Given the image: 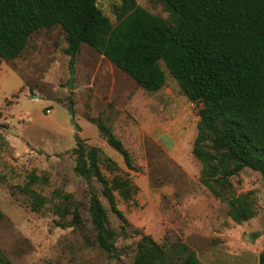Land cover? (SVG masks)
<instances>
[{
	"label": "rangeland",
	"instance_id": "rangeland-1",
	"mask_svg": "<svg viewBox=\"0 0 264 264\" xmlns=\"http://www.w3.org/2000/svg\"><path fill=\"white\" fill-rule=\"evenodd\" d=\"M174 26L177 14L162 0H136ZM124 0H98L112 25ZM74 63L73 88L69 89ZM165 84L156 91L140 86L93 47L69 51L60 25L40 28L21 54L0 65V249L13 264H134L143 235L163 245L168 259L180 261L178 243L205 264H259L264 251V177L245 167L229 177L224 194L246 196L254 216L236 222L227 200L201 182L202 163L194 155L198 110L163 61ZM74 107L76 130L71 122ZM98 123L122 141L129 167L99 131ZM100 147L116 169L102 173L128 179L131 194L115 190L125 221L110 209L93 178L114 232L112 252L101 248L89 215L86 180L76 170L78 139ZM212 150L211 136L205 139ZM77 208L78 219L73 211Z\"/></svg>",
	"mask_w": 264,
	"mask_h": 264
},
{
	"label": "trees",
	"instance_id": "trees-1",
	"mask_svg": "<svg viewBox=\"0 0 264 264\" xmlns=\"http://www.w3.org/2000/svg\"><path fill=\"white\" fill-rule=\"evenodd\" d=\"M162 1L178 16L174 26L136 0H124L116 25L102 13L98 0H0V65L18 57L35 31L56 25L66 32L70 52L86 43L147 90L165 84L163 61L183 93L202 103L193 148L202 163L201 182L228 201L233 220H249L255 213L253 202L221 193L213 183L230 186L229 177L245 167L264 177V0ZM98 128L130 167L122 141L103 124ZM207 136L212 139L211 151L205 145ZM73 152L75 170L87 182L97 243L112 252L115 234L107 228V211L92 179L101 184L111 211L123 221L114 191L128 198L133 186L128 179L109 180L102 173L101 164L110 169L116 165L100 147L86 149L79 138ZM73 214L78 219L77 208ZM177 245L181 259L174 262L163 245L143 235L134 264H205L189 246ZM0 264H13L1 249ZM259 264H264V251Z\"/></svg>",
	"mask_w": 264,
	"mask_h": 264
},
{
	"label": "water",
	"instance_id": "water-1",
	"mask_svg": "<svg viewBox=\"0 0 264 264\" xmlns=\"http://www.w3.org/2000/svg\"><path fill=\"white\" fill-rule=\"evenodd\" d=\"M70 72H71V76H70V80H69V89H72L73 88V81H74V77H75V67H74L73 62L70 65ZM69 111H70V115H71V122L74 126H76V121H75V117H74V107L70 106ZM78 128L79 127L76 126V130H78Z\"/></svg>",
	"mask_w": 264,
	"mask_h": 264
}]
</instances>
